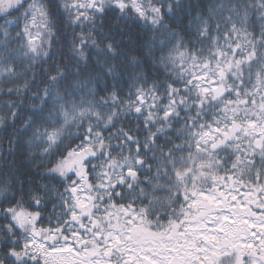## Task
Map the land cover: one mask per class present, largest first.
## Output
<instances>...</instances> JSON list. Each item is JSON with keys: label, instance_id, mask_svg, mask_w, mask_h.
Returning a JSON list of instances; mask_svg holds the SVG:
<instances>
[{"label": "snow or ice", "instance_id": "snow-or-ice-1", "mask_svg": "<svg viewBox=\"0 0 264 264\" xmlns=\"http://www.w3.org/2000/svg\"><path fill=\"white\" fill-rule=\"evenodd\" d=\"M0 264H264V0H0Z\"/></svg>", "mask_w": 264, "mask_h": 264}, {"label": "trees", "instance_id": "trees-1", "mask_svg": "<svg viewBox=\"0 0 264 264\" xmlns=\"http://www.w3.org/2000/svg\"><path fill=\"white\" fill-rule=\"evenodd\" d=\"M133 30H134V31H139V29H138L137 26H133Z\"/></svg>", "mask_w": 264, "mask_h": 264}]
</instances>
